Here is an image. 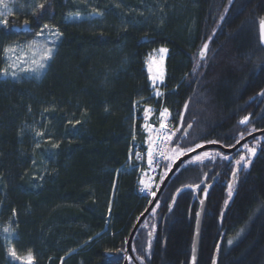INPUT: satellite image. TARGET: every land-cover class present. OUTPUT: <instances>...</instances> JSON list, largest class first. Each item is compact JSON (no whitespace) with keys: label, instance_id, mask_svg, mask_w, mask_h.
<instances>
[{"label":"trees","instance_id":"1","mask_svg":"<svg viewBox=\"0 0 264 264\" xmlns=\"http://www.w3.org/2000/svg\"><path fill=\"white\" fill-rule=\"evenodd\" d=\"M30 1L17 0L14 16L36 30L41 22L54 26L61 39L40 79L0 75V264H19L8 259L9 248L20 256L31 251L34 264H122L103 252L125 251L151 202L139 193L129 161L134 140L146 135L145 106L154 114L167 108L177 124L188 102L183 127H192L174 138L184 149L234 145L251 132L239 122L249 114L264 129V105L250 100L264 91V0H92L90 8L103 15L81 21L67 18L72 0ZM35 3H45L40 20ZM29 37L0 26V70L4 45ZM159 46L167 48L166 74L156 98L144 59ZM31 124L43 133L39 143ZM244 144L231 160L178 168L134 235L139 264L137 257L143 264L190 263L199 199L212 182L197 264H264V139L234 179ZM189 184L200 188L182 192L170 210L177 189Z\"/></svg>","mask_w":264,"mask_h":264},{"label":"rangeland","instance_id":"2","mask_svg":"<svg viewBox=\"0 0 264 264\" xmlns=\"http://www.w3.org/2000/svg\"><path fill=\"white\" fill-rule=\"evenodd\" d=\"M90 1L92 0H72L70 6L71 8H69L70 13L68 14L67 18L68 20H76V21H81L83 19L85 20H92L95 19L97 17H100V15H95V11L93 8H90ZM30 2H33V0H31ZM6 3L8 4V8L5 9L2 6H0V19H9L11 16H14L16 14L17 11H19L20 9V4L17 2V0H6ZM37 3H35V14H34V18H36L37 20H40L41 17L43 16V12L45 11L44 9H38L37 8ZM39 10V12H38ZM79 14V19H73V17L76 14ZM45 23L41 22L39 23V27L38 29L31 34V37L27 38V39H13V40H9L3 47L2 49V60H3V66L0 70V75L3 79H11V80H17V81H21V80H29V79H40L47 67L48 64L50 62V59L46 60V61H42L44 63V67L43 68H39L37 65H33L31 63V61L33 59L40 61V58L43 54V52L45 51L44 47H42L43 45H47V47H50L53 49L52 51V55L54 54V52L57 49V46L60 42L61 39V35L59 36V38H57L56 35H53L52 33L54 31H57L55 29L54 26L49 25V29H43V31L41 32L43 25ZM11 26V23H8V27L5 28L3 26V28L9 30ZM36 40L38 43L36 45H32L30 47V42ZM8 47H14L16 48V53L15 54H6L4 52L5 48ZM161 49H167L165 46H159L154 48L153 50H150L147 52V55L144 59V68L147 72V76L150 82V86L153 90V96H155L156 98H160L162 96H156L155 92L158 89L161 93H163L162 91V86L164 85V81H165V74H166V67H165V59L167 56V51L166 52H161ZM23 52L25 53V61L24 63H21L19 60L16 59L17 56L20 55V53ZM51 55V57H52ZM31 68H35L36 71H31V70H26V69H31ZM162 68L163 69V80H157L155 83V86L153 85V81L151 79L152 75L157 74L158 69ZM7 69V75L4 74V70ZM15 73V76L12 75V73ZM146 107H149L152 109V112L149 114L148 118H147V123L150 124L151 120H153L154 118H156L157 122L160 123V111L161 109H159L157 111L158 114H154L156 112V110H154V108L152 106H145L144 109ZM163 109V107H162ZM154 116V117H153ZM143 117H144V124L146 123L145 120V115H144V110H143ZM167 122V123H166ZM165 123L168 125V131L171 133L173 131H175L176 134V128H177V124H174L171 119H170V112H169V116L167 118V120L165 121ZM144 124H143V129L144 128ZM151 125V124H150ZM152 126V125H151ZM184 126V124H183ZM29 129V133L30 135H32L34 138H36V143H39L43 140L42 135L38 136L36 135L37 132H39V128L36 127L34 124H31ZM185 127V126H184ZM184 127H182V130L180 131L181 134H183L184 132ZM188 127V126H187ZM146 135L143 138L144 144H141L140 141L134 140L133 142V146L131 148L130 151V156L134 157L138 147H143L145 149H147L149 151V133L145 130ZM251 132H253L251 130ZM249 132V133H251ZM248 133V134H249ZM154 134V132H152V135ZM176 136H172V140L167 142L166 144V154L171 155L170 149L173 147H177L178 145L176 144L174 138ZM264 139V135H259L257 136V139L253 140L251 143H247L250 147L253 145H258L257 141H260ZM142 141V143H143ZM205 144V143H204ZM179 147V146H178ZM179 149H184V148H180ZM186 150V149H185ZM241 153H244L247 155L246 150L243 149L242 147ZM204 152H208L211 155H215V153L219 152L222 154V156H228L227 154H224L223 152H221L219 149H206L203 150L201 152L196 153L195 155H193L192 157H190L187 162H185V164H197V163H202L208 159L211 158H205L202 162L201 161H197V162H190L192 161V158L196 155H200ZM240 153V154H241ZM239 154V155H240ZM239 155H237L235 159L239 158ZM220 156V157H222ZM181 157V156H180ZM218 156H215V158H217ZM229 157V156H228ZM178 158L169 161L168 159H165L164 161H162L160 168L162 170H160V174L157 176V181H156V188L158 189V187L160 186V183L162 179H164V177L166 176L167 172L169 171V169L171 168L172 164L177 160ZM213 160V159H212ZM170 168L167 170L166 167ZM37 175L36 173L33 174V178L36 179ZM156 192V190H155ZM133 251V249H132ZM135 253V251H133V254ZM7 257L10 261L12 262H17L19 264H21L20 261H15L13 260L11 257L8 256L7 253ZM133 262V260H132Z\"/></svg>","mask_w":264,"mask_h":264},{"label":"snow or ice","instance_id":"3","mask_svg":"<svg viewBox=\"0 0 264 264\" xmlns=\"http://www.w3.org/2000/svg\"><path fill=\"white\" fill-rule=\"evenodd\" d=\"M0 6H2L3 8L7 9L8 8V4L6 3V0H0ZM37 8L38 9H44L45 8V3H39L37 5ZM35 14V12L33 13ZM95 15H103L102 12H95ZM73 19H79V14L77 13ZM221 19H223V17H221ZM28 25V21L25 20L24 21V26L26 27ZM0 26H3L5 28L8 27V20L7 19H0ZM49 25L48 24H44L43 25V28L41 30V32L43 31V29H49ZM53 35H56L57 38H59V36L61 35L58 31H54L52 33ZM261 40L264 41V21H261ZM38 42L36 40H33L30 42V47L32 45H36ZM42 47H44L45 51L43 52L41 58H40V61H37L35 59H33L31 61V63L33 65H37L39 68H43L45 65L42 61H46L48 59L51 58V55H52V51L53 49L50 48V47H47V45H43ZM207 48H208V44L205 43L202 48L200 49L199 51V57L200 59H204L205 55H206V51H207ZM16 48L14 47H8V48H5L4 49V52L6 54H15L16 53ZM161 52H166L167 49H161L160 50ZM17 60H19L21 63H24L26 62L25 61V53L21 52L19 56L16 57ZM199 66V64H197V67ZM26 70H31V71H36L35 68H31V69H26ZM195 70V69H194ZM4 74L7 75V69L4 70ZM13 76H15V73L13 72L12 73ZM152 81H153V85L155 86V83L157 80H163V69L160 68L158 69V72L157 74H154L152 75L151 77ZM155 95L156 96H162L163 93H161L158 89L156 90L155 92ZM261 95H264V93H261ZM185 108H187V104L185 105ZM152 112V109L149 108V107H146L144 109V115H145V120H146V123L144 124V128L145 130L149 133V152H148V163L149 165L151 166L152 163H153V150H152V144L153 143H156V141H159L161 144H167V142L171 141L172 140V136L175 135V131L173 132H169L168 131V125L165 123V121L167 120L168 116H169V110L167 108H163L161 109L160 111V128L159 129H155L157 135H156V140L154 141L152 139V132L154 131L153 127L147 123V118L149 116V114ZM249 120V117L245 116L241 121L240 123L241 124H244L246 122H248ZM69 123H71V121H69ZM76 123H79V121H77ZM192 125L189 124L188 125V128H191ZM179 129H177L178 131ZM254 130V129H253ZM187 133L185 132V135ZM250 134V133H249ZM36 135L40 136V135H43V133L41 132H37ZM244 139V135L241 134L240 135V138L236 141L237 144L240 143V140H243ZM209 143H216V141H210ZM259 143V141H257V144ZM39 146V145H37ZM53 147H58V145L54 144ZM203 145L201 144H196L195 147H190L188 149H179V147H173L170 149V152H171V155H168L165 153L164 149L163 148H158V154L159 156L161 157H164L165 159H168L169 161H172L176 158H179L180 156H183V155H187L188 153H191V152H195L197 149H200L202 148ZM243 149L246 150V154L244 153H241L239 155V158L238 159H235L234 163L235 165L237 166V169H239L241 166H243L244 168H247L248 167V164L250 162V158L251 156L255 155V152H256V145H253V146H249L247 143H245L243 145ZM222 154L217 152L215 153V155H211L208 153V152H204L200 155H196L192 158V161L190 162H197V161H203L205 158H211V159H215V156H221ZM223 159L227 160L229 159L228 156H222ZM170 167V165H169ZM233 178L235 179V171L233 172ZM142 185H144L142 188H141V191H145V190H149L151 189V185L150 184H147L145 183L144 180H141L140 181ZM184 187H187V188H194V189H199L200 188V185L199 184H196V185H185ZM232 188H233V184L230 183L228 185V197L229 199L231 198L232 196ZM181 191V189H177V193H179ZM204 193H205V196L207 194V189H203ZM150 194L152 196L155 197L156 193L155 192H150ZM174 200V198H173ZM201 204L204 203L203 200L200 201ZM227 203L228 201L225 200V206H227ZM15 214V213H13ZM196 216L197 218H199L200 216V213L197 212L196 213ZM3 232L6 233V234H10V228L9 227H4L3 228ZM149 235H151V233H149ZM229 244L232 243L231 240L228 241ZM133 251H135V249L133 248ZM195 251H196V248H195V241L193 243V264H195ZM8 256L11 257L13 260L15 261H20L21 264H34V256L32 254L31 251H28L27 254L25 256H20L17 254L16 250L14 248H9L8 249ZM129 259H131V257H129ZM137 259H140L141 260V264H143V261H142V258L141 257H137ZM213 264H215V261H213Z\"/></svg>","mask_w":264,"mask_h":264},{"label":"water","instance_id":"4","mask_svg":"<svg viewBox=\"0 0 264 264\" xmlns=\"http://www.w3.org/2000/svg\"><path fill=\"white\" fill-rule=\"evenodd\" d=\"M42 11V9H41ZM11 26H10V31L17 33V34H33L35 32V28L33 27L32 23L28 21V25L25 27L24 26V21H19V19L15 16H11L9 18ZM261 21H264V17H261L258 21V34H259V43L260 46L262 48H264V41L261 40ZM188 104V102L186 103ZM185 104V105H186ZM185 105L181 111L179 120H178V124H177V128H176V135H178V133L182 130L183 127V121H184V115L186 112V108ZM177 129H179L177 131ZM188 130V128L184 129V133ZM264 134V129H259L256 130L254 132H251L250 134L244 136L243 140H240V143L237 144L235 143L233 146H224L220 143H205L202 144L203 147L200 149H197L195 152H191L188 153L187 155H183L181 157H179L171 166V168L169 169V171L167 172L166 176L164 177V179L162 180L158 190L156 191V195L155 197L152 198L151 202L149 203V205L147 206L146 210L140 215V217L137 219L136 223L134 224L127 242H126V251H122V250H115V251H105L103 252V256L110 262H119L122 261V264H130V259L129 257H131V260L134 261V263H138V261L136 260L133 251H132V241L134 238V235L136 233V231L138 230V228L140 227L141 223L143 222V220L146 218V216L152 211V209L154 208L155 204L158 201V198L160 196V194L162 193V191L164 190L165 186L167 185V183L169 182V180L171 179V177L173 176V174L178 170V168L186 161L188 160L190 157H192L193 155H195L198 152H201L203 150L206 149H219L221 152H223L224 154H231L234 151H236L242 144H244L246 141L250 140L251 138L257 137L259 135ZM238 171V169H235V173ZM214 182L205 185L204 189H207V194L205 196L204 191L201 194V198L199 199V207L197 212L200 213L199 218H197L196 216V221H195V230H194V236H193V242H192V251H191V257H190V263L189 264H193V243L195 241V264H197V259H198V249H199V242H200V234H201V228H202V223H203V219L205 216V211H206V203H207V196L208 193L211 189V187L213 186ZM181 189V191L179 193H175L174 196V200L172 201L170 210L172 209V207L174 206V203L176 202L177 197L184 191L187 190H191V191H196L197 189L194 188H187V187H181L179 188ZM195 198H197V196H195ZM201 200L204 201L203 204H201ZM196 212V213H197ZM150 239V235L148 236V241Z\"/></svg>","mask_w":264,"mask_h":264},{"label":"built area","instance_id":"5","mask_svg":"<svg viewBox=\"0 0 264 264\" xmlns=\"http://www.w3.org/2000/svg\"><path fill=\"white\" fill-rule=\"evenodd\" d=\"M167 123V122H166ZM152 127L154 129V134L152 135V139L155 141L156 140V131L155 129H159L160 128V123L159 122H153ZM158 148H163L164 151L166 150V144H161L159 141H156V143L152 144V150H153V163L150 166L148 163V159H147V154H146V150L143 149H137L135 155H134V159H135V163L136 166L140 169L141 174L144 176L145 178V183L150 184L151 185V189L155 184V176L160 168V165L162 163V161L164 160V157L159 156L158 154ZM166 152V151H165ZM144 185H142L140 183L139 185V190L140 193L142 195H148L151 191L149 190H145V191H141V188Z\"/></svg>","mask_w":264,"mask_h":264},{"label":"flooded vegetation","instance_id":"6","mask_svg":"<svg viewBox=\"0 0 264 264\" xmlns=\"http://www.w3.org/2000/svg\"><path fill=\"white\" fill-rule=\"evenodd\" d=\"M261 93H264V91H261L260 93H258L257 95H255V96H253L250 100L251 101H254V99L256 100V102H255V105L259 108V106H262V105H264V95H261ZM263 116H264V114H263ZM247 117H249V120H248V122H246V123H244V124H241V125H243V126H246L248 129H251L252 131H255V130H259V129H263L261 126H259V127H257L256 128V124H255V122H254V120H256V119H258V117H256V115L255 116H253V114H249V115H247ZM242 119H240L239 120V122L241 121ZM254 129V130H253ZM236 151H234V153H235ZM234 153H231V154H229L228 156H229V160H231V159H233V156L234 155H232V154H234ZM236 157V156H235ZM204 185H207V184H204ZM204 185H203V188H204ZM147 227V226H146ZM148 233H150V232H148Z\"/></svg>","mask_w":264,"mask_h":264}]
</instances>
